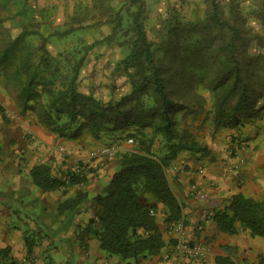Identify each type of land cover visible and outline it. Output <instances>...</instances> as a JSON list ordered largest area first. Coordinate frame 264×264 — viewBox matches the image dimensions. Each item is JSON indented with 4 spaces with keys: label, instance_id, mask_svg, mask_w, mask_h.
Wrapping results in <instances>:
<instances>
[{
    "label": "trees",
    "instance_id": "1",
    "mask_svg": "<svg viewBox=\"0 0 264 264\" xmlns=\"http://www.w3.org/2000/svg\"><path fill=\"white\" fill-rule=\"evenodd\" d=\"M110 1L91 0L93 8L105 13L112 10L114 16L108 21L111 27L107 37L84 47V51L104 42L107 46L115 42L122 49L124 55L116 62L115 70L126 76L129 90L118 100L108 98L103 102L92 91L81 92L78 78L84 56L66 58L68 73H58L63 61L47 55L48 37H42L38 50L33 49L25 40L30 35L26 27L5 47L0 60L3 66L13 68L12 79L22 112L34 113L37 124L56 136L76 139L86 133L98 141L132 131L129 136L136 145L119 151L116 170L91 201L100 210L101 226L96 233L100 249L122 260L147 258L159 254L163 242L155 217L149 213L152 208L141 204V196L153 195L164 206V222L177 223L182 218V204L173 194L165 170L182 152L200 153L201 157L208 154L205 145L177 128L179 110L173 98L179 87H183L180 91L188 104L193 100L200 109L206 100L196 91H208L211 108L207 116L212 117L215 130L241 126L243 120H254L264 110V104L258 107L264 100V53L257 37L255 43L246 42L251 29L235 0L225 8L217 0H204L207 8L203 15L186 25V31L170 49L174 52L170 63L178 64V68L173 73L165 71L166 55L158 56L147 36L148 12L143 2L119 0L121 5L113 9L108 7ZM251 16L264 26V0H258ZM74 31L69 28L49 37H66ZM38 51L40 55H36ZM3 113L0 105V115ZM147 128L150 135L144 132ZM80 168L57 177L49 166L40 164L31 168L30 176L42 191H65L86 182ZM88 200L87 194L79 190L58 205L57 213L79 211ZM214 219L224 232L235 234V224L239 223L251 236L264 239V202L236 195ZM25 243L30 251L32 243L26 239ZM215 264L233 262L227 256L217 258Z\"/></svg>",
    "mask_w": 264,
    "mask_h": 264
},
{
    "label": "crops",
    "instance_id": "2",
    "mask_svg": "<svg viewBox=\"0 0 264 264\" xmlns=\"http://www.w3.org/2000/svg\"><path fill=\"white\" fill-rule=\"evenodd\" d=\"M0 105L4 108L0 115V264H215L217 258L227 256L233 264H264L263 238L251 236L239 223L236 233L229 234L214 219L236 195L264 202V130L258 125L243 132L248 149L237 168L225 159L223 149L216 148L215 144L228 142L221 134L212 144L205 143L206 156L182 152L165 170L171 190L182 204L178 222L182 223L183 241L204 245V256L190 258L172 250L177 241L176 223L166 224L164 206L145 193L140 202L152 208L163 247L155 256L122 260L102 251L96 237L100 210L91 199L117 168L100 153L102 145L84 134L65 139L43 127L34 128L33 137L27 140L22 132L25 122L18 119L10 124L7 109ZM87 160L92 173L84 169ZM40 164L49 166L57 177L81 167L86 182L65 191H42L30 176L31 168ZM79 190L89 200L79 211L58 214V205ZM25 239L32 243L30 251Z\"/></svg>",
    "mask_w": 264,
    "mask_h": 264
},
{
    "label": "rangeland",
    "instance_id": "3",
    "mask_svg": "<svg viewBox=\"0 0 264 264\" xmlns=\"http://www.w3.org/2000/svg\"><path fill=\"white\" fill-rule=\"evenodd\" d=\"M148 12L146 20V32L148 39L154 44V49L158 56L166 55L163 68L165 71L173 73L178 68V64L173 66L170 63L174 52L173 42L178 36L184 34L186 25L197 21L207 8L204 0H141ZM225 8L231 0H217ZM241 15L248 18L251 32L247 37L248 45L256 42V37L261 40L260 50L264 53V26H262L253 15L256 10L258 0H235ZM119 0H112L108 3L109 8L117 9L120 6ZM228 13V9L225 10ZM114 16V11L104 12L102 9L93 8L91 0H0V57L5 47H9L12 40L22 34L23 28L30 31L26 37L27 43L33 49H39L42 45V37H48L45 44L47 55L63 61L58 67V73L66 75V65L64 61L70 57L84 56V63L80 69L78 83L81 92L92 91L94 96L101 101L108 98L118 100L129 90L126 76L122 72L116 71V62L124 55L117 43L113 42L107 46L106 42L95 46L89 52L84 51V47L97 41L103 40L109 34L108 21ZM69 28L75 31L66 36H50L57 32H62ZM247 35V36H248ZM196 37V36H190ZM41 54V51L36 53ZM13 68L3 66L0 60V103L7 109L9 123L23 121L26 124L22 132L25 139L33 137V129L42 127L37 124L34 113L30 111L22 112V106L17 101L16 88L13 83ZM197 73L199 72L196 69ZM5 73L7 76H5ZM179 87V86H178ZM178 87L175 89L178 90ZM182 89L183 87H179ZM177 91V96L173 100L177 103V128L179 131L189 133L198 143H213L217 135H224L228 139L227 144H215L219 149H223L227 155L231 167L237 168L241 163V155L248 149L243 132L247 127L264 130V110L260 117L254 120H243V124L238 127H221L214 129L211 119L207 113L211 108V98L207 90L198 88L197 94L202 95L206 103L200 109L198 104L190 100V104L182 97V92ZM264 104V100L260 105ZM8 123V124H9ZM11 124V123H10ZM16 129L20 127L14 124ZM44 128V127H43ZM241 131V132H240ZM132 131L120 133L119 138L94 141L89 134V138L102 145V147L119 143L124 150L132 149L136 143L133 137L129 136ZM145 134L150 135L149 128L144 129ZM131 138L132 143L127 144V139ZM217 143V142H216ZM92 147V146H90ZM206 147H208L206 145ZM193 156L200 153H191ZM118 153L110 157L109 162L115 164ZM93 160V159H92ZM91 161V159H90ZM234 161V162H233ZM215 162V161H214ZM84 169L92 173L93 168H89L88 160L85 161Z\"/></svg>",
    "mask_w": 264,
    "mask_h": 264
},
{
    "label": "built area",
    "instance_id": "4",
    "mask_svg": "<svg viewBox=\"0 0 264 264\" xmlns=\"http://www.w3.org/2000/svg\"><path fill=\"white\" fill-rule=\"evenodd\" d=\"M133 141L131 138L127 139L126 143L131 144ZM123 150V147L119 143H115L113 145H108L105 147H102L100 149V153L107 157H112L116 153H119V151ZM149 213L151 215H154L153 210H150ZM177 230V241L172 246V250L176 253H180L184 256L190 257V258H199L205 255L206 253V247L201 244H189L183 241V235H182V223L177 222L176 225Z\"/></svg>",
    "mask_w": 264,
    "mask_h": 264
}]
</instances>
